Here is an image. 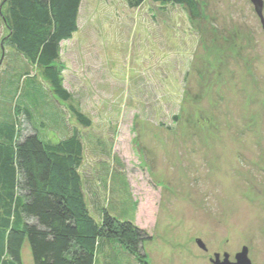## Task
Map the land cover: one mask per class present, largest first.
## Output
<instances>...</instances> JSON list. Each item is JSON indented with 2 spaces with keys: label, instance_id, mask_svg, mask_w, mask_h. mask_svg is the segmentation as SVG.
<instances>
[{
  "label": "rangeland",
  "instance_id": "rangeland-1",
  "mask_svg": "<svg viewBox=\"0 0 264 264\" xmlns=\"http://www.w3.org/2000/svg\"><path fill=\"white\" fill-rule=\"evenodd\" d=\"M197 1L199 20L176 5L83 0L79 32L59 63L72 97L62 103L3 40L0 0V114L38 89L19 83L23 72L36 77L48 137L80 133L92 214L100 219L104 207L147 236L142 253L115 243L99 264H213L216 253L236 256L244 247L264 264L262 20L251 0ZM72 105L91 128L77 123ZM50 112H60L59 126ZM25 131L40 133L28 123ZM22 264H34L28 240Z\"/></svg>",
  "mask_w": 264,
  "mask_h": 264
},
{
  "label": "trees",
  "instance_id": "trees-1",
  "mask_svg": "<svg viewBox=\"0 0 264 264\" xmlns=\"http://www.w3.org/2000/svg\"><path fill=\"white\" fill-rule=\"evenodd\" d=\"M1 1L7 29L3 40L41 71L59 102H70L59 63L64 43L79 32L83 0ZM128 1L133 8L148 1L176 5L188 9L193 20L201 18L197 0ZM21 82L38 89L25 101L14 99L0 114V264H22L26 240L34 264H99L101 258H111L107 252L115 243L131 255L142 253L147 236L133 221H122L104 207L100 219L90 211L83 190L85 153L79 131L74 128L62 138L48 137V125L38 118L45 88L26 71ZM71 112L80 126L91 128V120L79 108L72 105ZM50 118V124L60 125V112H50ZM26 123L40 133L26 134Z\"/></svg>",
  "mask_w": 264,
  "mask_h": 264
},
{
  "label": "water",
  "instance_id": "water-1",
  "mask_svg": "<svg viewBox=\"0 0 264 264\" xmlns=\"http://www.w3.org/2000/svg\"><path fill=\"white\" fill-rule=\"evenodd\" d=\"M252 4L254 5L256 12L258 13V15L260 16L261 20H262V25L264 28V16H263V10H264V1L263 0H251ZM198 245L206 250V246L202 241H198ZM249 254V250L248 248H244L242 253H240L237 257V263L238 264H251V260L248 257ZM214 263H216V261H214Z\"/></svg>",
  "mask_w": 264,
  "mask_h": 264
},
{
  "label": "flooded vegetation",
  "instance_id": "flooded-vegetation-1",
  "mask_svg": "<svg viewBox=\"0 0 264 264\" xmlns=\"http://www.w3.org/2000/svg\"><path fill=\"white\" fill-rule=\"evenodd\" d=\"M244 248H247V247H244ZM243 248V249H244ZM242 249V251H243ZM249 250V249H248ZM242 251L240 253H242ZM238 253L236 256H232L231 254L229 253H224L223 255L219 254V253H216V260H212L211 259V262L213 264H238L237 263V257L238 255L240 254ZM248 257H249V254H248ZM250 259V258H249ZM251 260V259H250ZM214 261H216V263H214ZM251 264H255V263H252L251 261Z\"/></svg>",
  "mask_w": 264,
  "mask_h": 264
}]
</instances>
